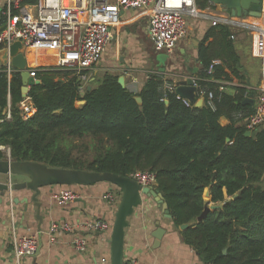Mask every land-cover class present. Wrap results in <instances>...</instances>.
Instances as JSON below:
<instances>
[{
  "label": "trees",
  "instance_id": "1",
  "mask_svg": "<svg viewBox=\"0 0 264 264\" xmlns=\"http://www.w3.org/2000/svg\"><path fill=\"white\" fill-rule=\"evenodd\" d=\"M195 3L200 10L210 5ZM231 35L227 25L211 26L197 47L196 84L214 93L211 106L185 105L175 94L161 101L162 80L154 73L137 94L109 73L94 75L90 89L80 92L72 71L50 67L36 72L40 83L27 94L35 112L23 120L17 107L23 99L20 74L15 71L7 81L0 68V146L9 148L13 160L49 167L126 177L150 172L173 225H188L180 231L183 242L203 264H264V128L246 136L243 123L234 120L254 106L242 104L251 90ZM213 60L219 64L208 77L205 70ZM233 77L237 86L217 91L216 81ZM7 101L11 118L1 121ZM221 117L228 124L220 125ZM67 139H89L95 155L88 161L71 158L62 144ZM209 204L222 208L197 222Z\"/></svg>",
  "mask_w": 264,
  "mask_h": 264
},
{
  "label": "crops",
  "instance_id": "2",
  "mask_svg": "<svg viewBox=\"0 0 264 264\" xmlns=\"http://www.w3.org/2000/svg\"><path fill=\"white\" fill-rule=\"evenodd\" d=\"M4 3L5 0H0V24ZM127 12L129 16L123 20L120 19L119 26L121 27L112 30L113 39L107 45L99 62L93 67L90 80L94 75L102 76L105 73L121 76L124 88L134 94L141 90L148 75L153 73H157L162 81L166 80L174 84L187 78L195 80L196 72L193 73V69L197 67L199 70L197 47L205 32L212 26L213 20L228 21L231 18L219 6L209 5L202 10L199 9L198 16L187 18L186 37L178 43L171 54H167V60L160 64L155 56L161 52L153 49L147 32L148 11L144 9ZM125 14L126 12L121 13L120 18ZM229 27L236 53L239 56L242 78L249 84L251 92H254L252 105L255 106V97L261 80V62L253 55L251 44H244L240 40L241 36L236 34L238 26L232 24ZM245 47L248 48L251 59L245 56ZM187 53L189 59L184 58ZM24 56L28 68L50 66L55 63L54 56L49 53L28 50L25 51ZM149 59L156 66L154 71L147 70ZM252 59L257 60L256 85L250 84L251 80H254L251 67L255 64ZM228 83L225 90L231 91V87L238 85V80L233 77ZM196 98L201 99L197 96V90ZM219 123L224 126L228 124V120L221 117ZM5 158L6 156L2 153L1 159ZM22 180L20 177H11L10 183L17 184ZM6 181L4 176H0V184H5ZM63 189L70 190L74 194V200L71 203L60 205L56 194ZM107 192L112 194L113 202L104 199ZM8 194L0 191V264H109L110 232L120 199L117 188L104 182L93 186L42 188L38 197L41 203L38 215L40 221L35 218L36 209L30 201L31 192L19 190L12 192V195ZM12 198L18 200L16 204L12 203ZM24 199L27 201L23 202ZM11 218L15 222L18 236H35L37 244L38 241L40 242L37 253L24 257L19 262H16L12 253ZM94 219L103 220L108 226L107 230L78 229L85 221ZM63 223L73 225L78 230L68 233L50 230L52 224ZM158 226L164 229V233L156 243L152 232ZM75 236L85 239L86 252L78 253L74 249L72 240ZM123 258L124 261L132 259L135 264H203L196 252L183 242L178 227L176 228L171 220L163 218L154 202L144 197L142 204L136 207L128 218V225L124 230Z\"/></svg>",
  "mask_w": 264,
  "mask_h": 264
},
{
  "label": "built area",
  "instance_id": "3",
  "mask_svg": "<svg viewBox=\"0 0 264 264\" xmlns=\"http://www.w3.org/2000/svg\"><path fill=\"white\" fill-rule=\"evenodd\" d=\"M25 0H5L1 10L0 24V50L8 49L14 41H20L25 51L33 50L41 53L52 54L55 63L50 66L27 67L28 76L37 80L36 72L43 68H58L72 71L79 80V91L84 92L90 81L93 67L99 62L107 45L113 39V29L120 23L123 12L144 10L148 11L147 32L156 52L171 54L178 43L187 35V18L199 15L195 0H35L33 4L24 3ZM210 6H218L210 3ZM264 11V0L262 2ZM213 20L212 26L224 24L227 26L241 25L253 32L252 53L261 62V80L255 97V106L252 113L238 112L234 120L242 122L246 131L252 132L264 125V29L238 24L233 21ZM233 39V36H230ZM218 60H213L205 70L206 75L212 76L213 68L218 65ZM2 72L7 81L16 71L6 57V63L1 65ZM197 96L211 106L214 93L206 88H198L194 80ZM217 91L224 92L229 85L225 81H216ZM30 89V88H29ZM175 84L162 81L159 87L160 100L166 101L168 94H174ZM28 94V93H27ZM179 98L178 96H176ZM183 100V99H182ZM185 105L189 102L183 100ZM18 110L23 120H28L34 115L35 109L30 98L26 95L18 104ZM4 118H11V108L7 101ZM0 152H5V159L11 160L8 147L0 146ZM130 177L141 187H155V177L150 172H136ZM58 204L64 205L74 200V194L63 189L56 194ZM104 199L113 202L110 192ZM11 244L12 253L19 262L24 257L35 254L37 239L35 236H18L15 222L11 218ZM108 226L103 220L94 219L85 221L79 230L105 231ZM73 225L52 224V232H73ZM74 249L78 253L86 252L85 239L75 236L72 240ZM104 262V260H102ZM124 264H135L128 259Z\"/></svg>",
  "mask_w": 264,
  "mask_h": 264
},
{
  "label": "water",
  "instance_id": "4",
  "mask_svg": "<svg viewBox=\"0 0 264 264\" xmlns=\"http://www.w3.org/2000/svg\"><path fill=\"white\" fill-rule=\"evenodd\" d=\"M211 4L218 5L224 12L228 13L231 17L245 18L254 17L264 20V11L262 10L263 0H208ZM25 49L20 41H14L8 49L0 50V65L6 63V57L8 55L10 65L19 72L21 78V96L25 98L29 88L38 85L40 81L32 80L28 76ZM167 54L161 53L155 56L156 61L160 64L167 60ZM198 68L193 69V73L197 72ZM118 84L124 88L123 77H118ZM90 86L87 87V90ZM174 94L180 99L187 102L194 103L195 107L203 105L204 100L196 98V86L192 78L180 80L175 82ZM135 101L141 104V99L135 97ZM254 103V92H251L248 97L244 98L242 104ZM81 104V102H78ZM6 109H4L3 114ZM264 128V125H263ZM250 131H246V136H251ZM0 176H4L7 180L5 184H0V191L9 193L19 190H27L31 192L30 201L33 203L36 209L35 218L40 221L39 209L41 203L38 201L40 191L45 187L54 186H93L97 183H108L118 189L120 193V199L115 211L114 221L110 232L109 242V264H124L123 258V240L124 230L128 225V218L132 215L134 209L142 204L143 197L151 199L154 204L159 208L163 218L171 220V215L168 211L167 203L164 201L161 193L157 191L155 187H141L130 176H120L110 172H93L85 170L75 169H63L49 167L45 164L29 161H16L8 159H0ZM11 177H20L23 180L21 182L10 183ZM10 183V184H9ZM204 198L208 199V189L204 192ZM236 195L232 197L235 198ZM12 203H17L16 198H12ZM27 200L24 199L23 202ZM222 208V204H209L204 205L201 214L197 217V222L201 221L203 217L210 211ZM188 225H180L178 229L180 231L187 228ZM164 229L159 226L152 232V236L156 243L161 239ZM39 239V237H38ZM40 246L38 241L37 250ZM36 250V253H37ZM226 250H223L225 253Z\"/></svg>",
  "mask_w": 264,
  "mask_h": 264
},
{
  "label": "rangeland",
  "instance_id": "5",
  "mask_svg": "<svg viewBox=\"0 0 264 264\" xmlns=\"http://www.w3.org/2000/svg\"><path fill=\"white\" fill-rule=\"evenodd\" d=\"M128 16H129V14H128V12H126V14L124 16H122L120 19L123 20L124 18H126ZM233 21L238 22V24H245L248 26L253 25V26H257V27L264 29V20L259 19V18H254V17L236 18V17H234ZM119 25H120V23L116 27L117 29H119L121 27ZM237 33L241 36L240 40L244 44H246V45L251 44V47H252L253 32L249 28H245L241 25H238V30L236 31V34ZM238 48H239V44H238ZM244 54L247 58L251 59L249 57V51H248L247 47L244 48ZM188 55L189 54L187 53L184 58H188ZM148 62L149 63L147 65V70H153L154 71L155 67H156L155 64L152 63L150 61V59ZM252 62L255 64L253 67H251L252 77L254 78V80H251L250 84L256 85L257 84L256 83L257 82V79H256L257 78V74H256L257 60L252 59ZM77 105H79V104L77 103ZM62 144H63L64 150L69 151L70 157L73 159H77V160H81V161H88V160H91L93 158V156L95 155L94 148H93L89 139H81V140L67 139V140H64ZM2 153L5 155V152H2Z\"/></svg>",
  "mask_w": 264,
  "mask_h": 264
},
{
  "label": "bare ground",
  "instance_id": "6",
  "mask_svg": "<svg viewBox=\"0 0 264 264\" xmlns=\"http://www.w3.org/2000/svg\"><path fill=\"white\" fill-rule=\"evenodd\" d=\"M30 59L32 58V56H28Z\"/></svg>",
  "mask_w": 264,
  "mask_h": 264
}]
</instances>
